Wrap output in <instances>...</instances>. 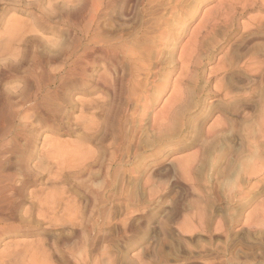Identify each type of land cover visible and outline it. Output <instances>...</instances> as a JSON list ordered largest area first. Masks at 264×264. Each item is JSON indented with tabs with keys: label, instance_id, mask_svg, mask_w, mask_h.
I'll return each mask as SVG.
<instances>
[{
	"label": "rangeland",
	"instance_id": "rangeland-1",
	"mask_svg": "<svg viewBox=\"0 0 264 264\" xmlns=\"http://www.w3.org/2000/svg\"><path fill=\"white\" fill-rule=\"evenodd\" d=\"M84 1L0 0V113L3 109L2 115L9 114L7 117L0 114V126H5L0 127V151L3 153L0 152V166L4 167H0V173L10 174L9 182L2 184L5 191L0 193V197L4 195L0 201L5 208L0 217L7 216L0 218L3 220L0 227H8L7 232L0 234V264H264V0H173V8L171 0ZM101 1L104 2L100 4ZM96 2L98 4H94ZM137 2L139 5L135 4ZM164 2H168L167 5ZM96 5H100L99 9ZM167 8L170 10H165ZM175 8L179 13H169L177 12ZM135 9L138 10L133 11ZM92 12L96 13L95 17ZM90 17L100 20L94 19V22L106 35L103 43L91 40V32L86 37ZM168 17L171 21L166 20ZM152 34L153 43L148 40V37L153 38ZM144 39L152 51L151 57H146L151 61L146 77L149 85L159 82L163 76H168L169 82L152 107L144 108L150 113L148 117L161 113L163 105L180 96L186 80H179V85L177 79L180 71L185 72L186 68L188 77L197 76L192 77L195 86H204L203 90L199 88L201 92L194 91L186 111V117L191 120L184 131L179 130L182 133L176 135L181 133L179 136H182L191 129L189 125L195 126L203 117L204 135L211 125L212 129L223 128L226 140L222 139L221 150L225 151L214 150V155L213 152L208 154L210 161L203 165V170H188L191 173H187V168H183L187 173L183 174L180 163L194 160L193 164H202L198 157L206 154L200 148L204 135L185 148L182 145L188 140L171 138L162 143L155 154L147 151L150 147L137 152L136 142L128 143L127 151L124 150V185L100 191L104 194L99 193L101 198L94 203L89 199L94 192L84 187L81 178L76 179L73 174L72 159L67 161L66 171L63 170V150H76L78 118L90 117L93 110L99 109L101 98L105 100L110 96L102 87L90 93L86 90L95 87L103 70L106 71L101 75L114 76L116 58L122 61L124 69L125 43L139 44ZM96 46L106 53L103 49L94 53ZM112 50L118 54L116 58L112 57L115 55ZM180 57L182 60L178 59ZM162 58L163 61L159 60ZM175 64L176 69L167 74L169 69L165 66ZM81 73L86 74L84 85L80 84ZM174 84L178 85L176 89ZM85 99L91 102L86 103ZM81 100L88 107L83 111L86 116L80 114ZM9 101L11 107L7 104ZM43 101H47L46 104ZM20 123L26 124L25 127ZM144 123L146 126L147 122ZM193 133L190 132L191 136ZM27 136L29 139H25ZM207 137L211 139L210 134ZM63 142H67L66 148ZM86 145L92 148L90 150L96 148ZM7 150L8 153L4 152ZM221 153H224L221 163L228 162L225 165L229 168L221 164L220 171L212 170V158ZM195 154L198 155L193 159ZM100 201L106 203L103 205Z\"/></svg>",
	"mask_w": 264,
	"mask_h": 264
},
{
	"label": "bare ground",
	"instance_id": "bare-ground-1",
	"mask_svg": "<svg viewBox=\"0 0 264 264\" xmlns=\"http://www.w3.org/2000/svg\"><path fill=\"white\" fill-rule=\"evenodd\" d=\"M80 1V0H79ZM84 1V0H83ZM98 1V0H97ZM112 1V0H111ZM159 1V0H158ZM157 0L155 1V2H158ZM164 1H166V0H164ZM173 0H171L170 1V5H171V7H172V4H171V2H172ZM85 2V1H84ZM94 2H95V0H94ZM102 2H104V1H101L100 2V4L102 3ZM112 2H114V0L112 1ZM139 2V1H138ZM138 2L137 3H135V4H138ZM142 2L143 1H140L139 3H141L142 4ZM163 1H161V3H162ZM93 3V2H92ZM147 3V2H146ZM153 3V2H152ZM164 3H166V2H164ZM168 3V2H167ZM167 3H166V5H167ZM86 4V3H85ZM94 4H98V2H96V3H94ZM145 4V3H144ZM143 4V5H144ZM150 4V3H149ZM148 4V5H149ZM154 4V3H153ZM158 4V3H157ZM107 5V4H106ZM139 5V4H138ZM142 5V6H143ZM160 5V4H159ZM158 5V6H159ZM92 6V5H91ZM95 6V5H94ZM93 6V7H94ZM97 6V5H96ZM99 7H100V5H98ZM98 6H97V8H98ZM103 6V5H102ZM135 6V5H134ZM155 6V5H154ZM105 7H107V6H105ZM131 7V6H130ZM136 7V6H135ZM134 7V8H135ZM166 7V6H165ZM168 7V6H167ZM170 7V8H171ZM177 7V6H176ZM90 8V7H89ZM97 8H95V9H97ZM132 8V7H131ZM143 8V7H142ZM147 8V7H146ZM158 8V7H157ZM164 8V7H163ZM173 8V7H172ZM171 8V9H172ZM99 9V8H98ZM104 9V8H103ZM130 9V8H129ZM177 9H179V8H177ZM88 10H90V9H88ZM92 10L94 11V9L92 8ZM101 10V9H100ZM99 10V11H100ZM125 10H127V9H125ZM138 10V9H137ZM136 9L135 10H133V11H137ZM165 10H170V9H165ZM182 10V9H181ZM86 11V10H85ZM98 11V10H97ZM104 11V10H103ZM102 11V12H103ZM124 11V10H123ZM129 12L130 11H132V10H128ZM141 11V10H140ZM146 11H147V9H146ZM145 11V12H146ZM173 11V10H172ZM175 11H177L176 10V8H175ZM95 12H96V10H95ZM95 12H92V13H94V14H92L93 16L96 14ZM122 12V11H121ZM165 12V11H164ZM187 12V11H186ZM100 13H101V11H100ZM99 12H98V14H100ZM106 13V12H105ZM123 13V12H122ZM122 13H121V15H122ZM126 12L124 11V13L123 14H125ZM136 13V12H135ZM138 13V12H137ZM143 13V12H142ZM158 13V12H157ZM169 13H173V15L174 14H177V13H179V11H177V12H169ZM168 13V14H169ZM182 13V12H181ZM103 14V13H102ZM107 14H109V13H107ZM131 14H133V13H131ZM148 14V13H147ZM154 14H156V13H154ZM154 14H152V16L154 15ZM161 14V13H160ZM163 14H165V13H163ZM126 15V14H125ZM130 15V14H129ZM157 15V14H156ZM172 15V14H171ZM182 15V14H181ZM42 16V15H41ZM91 16V15H90ZM92 16V17H93ZM101 16V15H100ZM114 16V15H113ZM123 16V15H122ZM128 16V15H127ZM131 16V15H130ZM129 16V17H130ZM133 16V15H132ZM162 18H164L162 15H160ZM160 16H157V17H160ZM191 16V15H190ZM95 17V16H94ZM117 17V16H116ZM124 17V16H123ZM128 17V18H129ZM155 17V16H154ZM174 17H176V16H174ZM173 17V18H174ZM179 17V16H178ZM97 18V17H96ZM96 18H92L91 19V17H90V20H91V24H90V26H89V29L87 30V34L85 33V35H86V37H88V35H90V32H91V40H93L95 43H103L104 41H106L105 39V33H104V31H102L103 29L101 28V29H99V25H98V23H95L94 21L96 20ZM100 18V17H99ZM103 18V17H102ZM127 18V17H126ZM136 18V17H135ZM138 18H141V16L140 17H138ZM170 17H168V18H166V20L167 19H169ZM79 19V18H78ZM95 19V20H94ZM161 19V18H160ZM165 19V18H164ZM176 19V18H175ZM178 19V18H177ZM180 19V18H179ZM70 20V19H69ZM80 20V19H79ZM99 20V19H98ZM98 20H96V21H98ZM142 20H143V18H142ZM151 20H152V18H151ZM155 20H156V18H155ZM166 20H164V21H166ZM170 21H171V19H169ZM168 20V21H169ZM100 21V20H99ZM98 21V22H99ZM103 21V20H102ZM141 21V20H140ZM144 21V20H143ZM150 21V20H149ZM184 21V20H183ZM84 22V21H83ZM88 22H89V18H88ZM126 22V21H125ZM124 22V23H125ZM135 22V21H134ZM137 22H139V21H137ZM152 22V21H151ZM82 23V22H81ZM128 23V22H127ZM130 23H132L131 21H130ZM136 23V22H135ZM164 23V22H163ZM163 23H159L160 24V26H161V24H163ZM168 23V22H167ZM86 24V23H85ZM89 24V23H88ZM100 24V23H99ZM140 24V23H139ZM150 24V23H149ZM101 25V24H100ZM128 25V24H127ZM142 25H143V22H142ZM166 25V24H165ZM82 26V25H81ZM132 26V25H131ZM168 26V25H167ZM77 27V26H76ZM170 27V26H169ZM145 28V27H144ZM136 29H137V27H136ZM135 29V30H136ZM140 29V28H139ZM181 29H182V27H181ZM80 30V29H79ZM85 30V29H84ZM186 30V29H185ZM86 31V30H85ZM170 31H172V30H170ZM82 32V31H81ZM80 32V33H81ZM78 33H79V31H78ZM136 34H139V33H136ZM171 34V36H173L174 38H176L177 37V35L176 34H173V33H170ZM130 36V35H129ZM134 36V35H133ZM141 36V35H140ZM139 36V37H140ZM152 36H153V34H152ZM159 36H161V34H159ZM170 36V37H171ZM77 37V36H76ZM112 37V36H111ZM145 37H147V36H145ZM156 37V36H155ZM169 37V36H168ZM169 37V38H170ZM79 38V37H78ZM84 38V37H83ZM125 38V37H124ZM135 38V37H134ZM160 38V37H159ZM75 39H77V38H75ZM87 39V38H86ZM109 39V38H108ZM112 39V38H111ZM126 39V38H125ZM132 39V38H131ZM137 39V38H136ZM146 39V38H145ZM144 39V40H145ZM154 39V36H153V38L151 37V39H150V37H148V40H150V41H152ZM170 40H171V38H170ZM73 41V40H72ZM79 41H81L80 39H79ZM92 41V42H93ZM109 40H107V42H108ZM126 41V40H125ZM145 41H146V43H145ZM145 41H141V43H139V44H137V43H134V44H124V54H123V56L124 57H122V58H124V69L122 68V65H123V63H122V61H119V60H117V58H116V56H118V54L116 53V52H113V50L111 51V52H113V53H115V55H112V57H114V58H116L115 59V63H114V70H115V74H114V76H109L108 75V77H107V75L106 74H104V75H101V74H103V73H105V71L103 72L102 71V73L100 72L99 73V75H98V78L96 79V84H95V87L94 88H91V89H89V90H86V93H90V92H92V91H94V90H96L98 87H102V88H104V89H106L107 91H109V93H110V96L106 99L105 98V100L104 99H102L101 98V100H102V103L101 104H99L100 106H99V109L98 110H93V111H95V112H93L92 111V109H91V111L93 112V113H91V116L89 117V115H88V118H85L84 116H86L85 114H84V110H85V108H87L88 109V107L86 106V104H84L83 103V101H84V99H83V101L82 102H80L81 103V105H80V114H84V119L80 116L78 119L76 118V120H78V129L79 130H77L78 131V133H77V135H78V139H77V141H76V143L75 142H73V143H75L76 144V147L75 146H73V147H75L76 148V150L74 151L73 150V148H72V145H73V143H71L72 145H70L69 143V145L71 146L70 148H72V150L74 151H72V152H69V151H67L66 149H64L63 150V153H64V155L62 154V156H64L62 159V161H63V170H65V168H66V166L68 165V160L70 161L71 159L74 161V165H73V174L75 175V177H76V179L79 177V179L81 180V183L83 184V186L85 187H87V189L89 188L90 189V191L92 190L93 192H94V194H93V198H89V199H93V202L95 203H97V201H98V197H100L101 196V192L100 191H108L109 189H111L113 186H115V185H118V184H120L121 185V183L124 185V182H123V177H122V172L124 173V161H125V156H124V150H126V146L128 145V143H133L134 141L136 142V146H137V149H136V151L138 152L139 151V149H144L145 147H150L147 151H154V153H151V154H155V153H157V150H160V145L162 144V143H164L165 141H170L169 139H173V138H175V137H177L176 139H181V140H188L184 145H182V148H185V147H187V146H190V145H194V143L196 142V141H199L198 139H200V137H198V136H202V135H204V132L202 131V129L204 128L203 127V120H205L203 117L202 118H200L199 120H198V122L196 123L195 122V126L192 124V125H189V127L191 128H189L190 130H188V131H186V133L184 134L183 133V135L182 136H179L182 132L181 131H179V130H182V131H184V128L185 127H187L186 125L189 123V120H191L189 117H186V111L188 110V107L190 106V104H191V99H192V97H193V95H194V91H197V90H200L203 86H201V88L200 87H196L195 85V83L193 82L194 81V79L192 80V77H194V76H196V75H193V76H190V77H188L189 75H187L186 74V68H185V72H182V71H180V78H179V75H178V82L175 80L174 82H177V84H179L180 85V81L179 80H181V81H183V80H186L185 82H183V90H181L182 91V93L180 94V96H178V98L177 97H174L173 99H172V101L170 102V103H168L166 106L165 105H163V108H162V110H160V111H162L161 113L160 112H156V113H159V114H156V113H154V114H156V115H152V117H148L149 116V114H148V112H147V110H145L144 108L146 107V106H148V107H152L151 105L153 104V101L161 94V92L164 90V89H166L169 85H168V76H163V78H161V80L158 82V81H156V83L154 84V85H149V83H148V78H146L147 77V75H148V72H150V66H151V61H149V60H147V58L146 57H148V56H150L151 57V55H149L150 54V44H149V42H147V40H145ZM93 42V43H94ZM155 42V41H154ZM172 42H173V40H172ZM171 42V43H172ZM84 43V42H83ZM91 43V42H90ZM110 43V42H109ZM151 43V42H150ZM152 43H153V41H152ZM169 43V42H168ZM80 44V43H79ZM149 44V45H148ZM167 44V43H166ZM110 45H112V43L110 44ZM174 45V44H173ZM77 46V45H76ZM108 46V45H107ZM123 46V45H122ZM80 47H83V46H80ZM79 47V48H80ZM91 47H93V46H91ZM109 47V46H108ZM118 47V46H117ZM120 47H121V45H120ZM119 47V48H120ZM78 48V49H79ZM112 48V47H111ZM72 49V48H71ZM85 49V48H84ZM103 49V48H102ZM102 49H100V47H98V46H96V47H94V49H93V52L94 53H100L101 52V50ZM107 49V48H106ZM121 49H122V47H121ZM152 49V48H151ZM79 50H81V49H79ZM87 50V49H86ZM104 50V49H103ZM102 50V51H103ZM91 51V50H90ZM90 51H88V52H90ZM107 51V50H106ZM114 51H117V50H114ZM173 51V50H172ZM75 52H77V51H73V53H75ZM104 52H105V50H104ZM103 52V53H104ZM152 52V51H151ZM77 53H79V52H77ZM91 53V52H90ZM106 53V52H105ZM107 53H108V51H107ZM110 53V52H109ZM120 53H123V52H120ZM156 53V52H155ZM69 54V53H68ZM76 54V53H75ZM83 54H86L85 52L83 53ZM117 54V55H116ZM181 54V53H180ZM184 54H185V51H184ZM184 54H182V55H184ZM87 55V54H86ZM122 55V54H121ZM34 56V55H33ZM71 56V55H70ZM75 56V55H74ZM90 56H92V55H90ZM96 56V55H95ZM94 56V57H95ZM105 56H107V54H105ZM181 56V55H180ZM186 56H187V54H186ZM185 56V57H186ZM46 57V56H45ZM55 57V56H54ZM73 57V56H72ZM76 57V56H75ZM87 57V56H86ZM93 57V58H94ZM182 57V56H181ZM178 58V59H181L182 60V58ZM190 57V56H189ZM66 58H67V55H66ZM80 59L79 60H81V57H79ZM83 58V57H82ZM92 58V57H91ZM90 58V59H91ZM110 58V57H109ZM120 58V57H119ZM167 58H168V56H167ZM183 58H184V56H183ZM113 59V58H112ZM148 59H150V58H148ZM169 59H170V56H169ZM185 59V58H184ZM183 59V60H184ZM187 59H189V58H187ZM73 60V59H72ZM88 60V59H87ZM86 60V61H87ZM94 60V59H93ZM150 60H152V59H150ZM159 60H162L163 61V58L162 59H159ZM166 60V59H165ZM164 60V61H165ZM96 61V60H95ZM99 61V60H98ZM112 61V60H111ZM167 61V60H166ZM166 61H165V63H166ZM173 61H175V60H173ZM177 61V60H176ZM186 61H188V60H186ZM190 61V60H189ZM42 62V61H41ZM97 62V61H96ZM113 62H114V60H113ZM154 62V61H153ZM171 62V61H170ZM179 62H181L180 60H179ZM68 63V62H67ZM88 62H86V65H89V64H87ZM121 63H122V65H121ZM169 63V62H168ZM183 63V62H182ZM81 64V63H80ZM93 64V63H92ZM172 64V63H171ZM177 64V63H176ZM172 65L171 67H169V66H165L166 68L168 67V72H167V74H169V73H172L175 69H176V66L177 65ZM184 64H185V62H184ZM184 64L183 65H181V63H180V65L183 67L184 66ZM191 64V63H190ZM65 65H66V63H65ZM70 65V64H69ZM169 65V64H168ZM185 65H187V64H185ZM189 65V64H188ZM67 66V65H66ZM72 66H73V64H72ZM71 66V67H72ZM92 66V65H91ZM39 67V66H38ZM47 67V66H46ZM68 67V66H67ZM84 67V66H83ZM120 67L123 69H121L120 70ZM153 67H155V65L153 66ZM153 67H151V68H153ZM187 67V66H186ZM69 68H70V66H69ZM76 68V67H75ZM116 68H119V69H116ZM189 68V66L187 67V69ZM87 69V68H86ZM105 69V68H104ZM160 69V68H159ZM183 69V68H182ZM190 69V68H189ZM36 70V69H35ZM85 70V69H84ZM108 70V69H107ZM63 71H64V69H63ZM91 71V70H90ZM67 72H68V70H67ZM85 73H86V71H84ZM114 72V71H113ZM187 72H189V71H187ZM40 73V72H39ZM72 73V72H71ZM88 73V72H87ZM73 74V73H72ZM75 74L76 73H74V76H75ZM107 74H108V72H107ZM167 74H165V75H167ZM45 75V74H44ZM65 75V74H64ZM77 75V74H76ZM82 75V76H81ZM81 75H80V77L82 78V80H80L81 82H80V84L81 85H84V83L86 82L85 81V78H84V76L86 75V74H82L81 73ZM106 75V76H105ZM112 75V74H111ZM164 75V74H163ZM33 77V76H32ZM60 77V76H59ZM78 77V76H77ZM88 77V76H87ZM150 77V76H149ZM197 77V76H196ZM66 78V77H65ZM70 78V77H69ZM69 78H67V80H69ZM79 78V77H78ZM89 78V77H88ZM87 78V79H88ZM190 78V79H189ZM45 79V78H44ZM43 79V80H44ZM62 79H64V78H62ZM75 79H76V77H75ZM93 78H91V80H92ZM151 79V78H150ZM61 80V79H60ZM59 80V81H60ZM90 80V81H91ZM197 80V79H196ZM209 80V79H208ZM65 81V80H64ZM154 81V80H153ZM78 82V81H77ZM68 83V82H67ZM71 83V82H70ZM87 83V82H86ZM200 83H201V81H200ZM175 85L174 84V87L175 86H177L178 87V85ZM206 84V83H205ZM68 85H69V83H68ZM88 85V84H87ZM93 86H94V83L92 84ZM91 85V86H92ZM201 85V84H200ZM67 86V85H66ZM80 86V85H79ZM62 87H65V86H62ZM61 87V88H62ZM47 88H48V86H47ZM200 88V89H199ZM34 89H35V87H34ZM33 89V90H34ZM39 90H40V87L38 88ZM58 89H60V88H58ZM175 89H176V87H175ZM175 89L173 88L172 90H173V93H175ZM36 90H37V88H36ZM63 90V89H62ZM66 90V89H65ZM147 90H149V91H151V93H147ZM179 90H180V88H179ZM201 90H203V89H201ZM201 90H200V92H201ZM48 91V90H47ZM102 91H103V89H102ZM46 92V91H45ZM51 92V91H50ZM52 92H54V91H52ZM51 92V93H52ZM59 93H60V90L58 91ZM57 92V93H58ZM62 92V91H61ZM35 93V92H34ZM43 93V92H42ZM41 93V95H43ZM104 93V92H103ZM38 94H39V92H38ZM47 94V93H46ZM46 94H45V96H46ZM62 94V93H61ZM171 94H172V91H171ZM179 93H177V95H178ZM34 95V94H33ZM40 95V96H41ZM26 96V95H25ZM32 96V95H31ZM35 96L36 95H34V98H35ZM39 96V95H38ZM57 96V95H56ZM61 96V95H60ZM106 96H107V94H106ZM105 96V97H106ZM170 96V95H169ZM42 97H44V96H42ZM58 97V96H57ZM57 97H55L56 98V100H57ZM198 97V96H197ZM26 98V97H25ZM24 98V99H25ZM29 98V97H28ZM27 98V99H28ZM36 98H38V97H36ZM62 98H63V96H62ZM66 97H65V95H64V99H65ZM69 98V97H68ZM98 98H100V97H98ZM168 98V97H167ZM166 98V99H167ZM172 97H170L169 99H171ZM21 99H23V96H22V98ZM45 99V98H44ZM47 99V98H46ZM51 99V97L48 99V101ZM59 99L61 100V98L59 97ZM87 99V98H86ZM85 99V100H86ZM94 99V98H93ZM168 99V100H169ZM20 99H18V101H19ZM35 100V99H34ZM41 100V99H40ZM98 100V99H97ZM196 100V99H195ZM22 101V100H21ZM33 101V100H32ZM59 101V100H58ZM65 102H66V99L64 100ZM64 101H61V102H64ZM79 101V100H78ZM87 101V102H86ZM85 102L86 103H90L91 102V99H90V102H88V100H86ZM7 102H8V100H7ZM12 102V101H11ZM16 102V101H15ZM29 103L31 102V101H28ZM35 102V101H34ZM37 103H38V101H36ZM44 102V104H46L45 102H47V101H43ZM54 102V101H53ZM52 102V103H53ZM196 102H198V101H196ZM22 103H25V100H24V102H22ZM20 104V105H23V104ZM33 103V102H32ZM40 103V102H39ZM38 103V104H39ZM50 103V102H49ZM59 103V102H58ZM57 103V104H58ZM92 103H94V100H92ZM95 103H96V101H95ZM94 103V104H95ZM7 104H9V106L11 107V105H10V101H9V103H7ZM6 104V105H7ZM17 104H18V102H17ZM35 104V103H34ZM38 104H36V106L38 105ZM48 104V103H47ZM56 104V103H55ZM54 104V107L56 106ZM5 105V106H6ZM13 105H16V103H14L13 102ZM12 105V106H13ZM19 105V106H20ZM41 105V104H40ZM40 105H38V107H41ZM49 105V104H48ZM51 105V104H50ZM59 105V104H58ZM60 105H62V104H60ZM64 105V104H63ZM74 105V104H73ZM75 105H76V101H75ZM87 105H89V104H87ZM95 105H97V104H95ZM194 105V104H193ZM29 106V105H28ZM31 106V105H30ZM77 106H79V105H77ZM86 106V107H85ZM228 106V105H227ZM21 107V106H20ZM32 107V106H31ZM34 107V106H33ZM48 107V106H47ZM52 107V106H51ZM57 107V106H56ZM55 107V108H56ZM96 107V106H95ZM94 107V108H95ZM141 107V109H139L138 110V108H140ZM13 108H15V107H13ZM13 108H11V109H13ZM45 108V107H44ZM62 108V107H61ZM93 108V107H92ZM231 108V107H230ZM1 109V108H0ZM5 109V108H4ZM8 109H9V107H8ZM35 109V108H34ZM38 109V108H37ZM40 109V108H39ZM46 109V108H45ZM52 110V108H49V110ZM66 109V108H65ZM89 109H90V107H89ZM6 110V109H5ZM47 110V109H46ZM45 110V111H46ZM50 110V111H51ZM55 110H58V109H55ZM55 110H53V111H55ZM62 110H63V108H62ZM199 110V109H198ZM2 112H3V109L1 110ZM11 111V110H10ZM38 111V110H37ZM42 111H44L43 110V108H42ZM59 111H61V110H59ZM59 111H56L57 113L59 112ZM64 111V110H63ZM90 111V110H89ZM90 111V112H91ZM200 111V110H199ZM1 112V113H2ZM13 112H14V110H13ZM19 112V111H18ZM22 112V111H21ZM49 112V111H48ZM55 112V113H56ZM83 112V113H82ZM0 113V114H1ZM53 113V112H52ZM54 113V114H55ZM62 113V112H61ZM196 113V112H195ZM199 113V115L201 114V112H198ZM4 114V113H3ZM8 114V113H7ZM6 114V115H7ZM16 114V113H15ZM63 114V113H62ZM6 115H2L1 114V116H5V117H7ZM9 115V114H8ZM12 115H13V113H12ZM20 115H21V113H20ZM38 115H42V114H38ZM49 115V114H48ZM69 115V114H68ZM0 116V117H1ZM57 116V115H56ZM4 117V118H5ZM16 117V116H15ZM67 117V116H66ZM3 118V119H4ZM9 118V117H8ZM17 118V117H16ZM20 118V117H19ZM41 118V117H40ZM39 118V119H40ZM60 118H62V117H60ZM99 118V119H98ZM1 119V118H0ZM10 119V118H9ZM42 119V118H41ZM53 119V118H52ZM13 120V119H12ZM15 120V119H14ZM4 121V120H3ZM9 121V120H8ZM41 121V120H40ZM46 121V120H45ZM50 121V120H49ZM62 121V120H61ZM149 122L148 124L146 123V126H145V123L144 122ZM7 122V121H6ZM12 122V121H11ZM10 122V123H11ZM14 122V121H13ZM12 122V123H13ZM21 122V121H20ZM42 122V121H41ZM26 123V122H25ZM49 123V122H48ZM9 124V123H8ZM27 124V123H26ZM26 124H24V125H26ZM31 124V123H30ZM47 124V123H46ZM67 124V123H66ZM65 124V125H66ZM75 124H76V122H75ZM10 125V124H9ZM20 125H22L23 127H25L23 124H21L20 123ZM77 125H75V126H77ZM4 126V125H3ZM3 126H0V127H3ZM14 126H15V124H14ZM30 126V128H31V125H29ZM67 126V125H66ZM212 126V125H211ZM208 127V129H212V127ZM5 127V126H4ZM13 127V126H12ZM16 128H17V125L15 126ZM14 127V128H15ZM68 127H69V125H68ZM203 127V128H202ZM11 128V127H10ZM30 128H28V129H30ZM231 128V127H230ZM1 129V128H0ZM19 129V128H18ZM24 129V128H23ZM66 129H67V127H66ZM65 129V130H66ZM77 129V128H76ZM75 129V130H76ZM207 129V133L204 135V138H202L203 140H202V144L199 146L200 148H201V152L203 151V152H205L206 154H201L199 157H198V159L201 161V165H197V164H193L194 162V160L193 161H191L190 159H194V157L196 156V155H198V154H195L192 158H188L191 162H192V164H191V162H186V161H184V163H180V165L181 164H183V166L181 165V169L182 170H180V172L182 171H185L184 169H186L187 168V173L189 172V171H191V172H193V171H198V170H203V165L204 164H206V162L209 160V158H210V156L208 155L209 153H211V152H213L214 150L216 151H218L219 150V152L220 151H225V150H221L222 148H221V143H223L222 142V139H224V135L222 134V130H223V128L221 129V128H219V127H216V128H214L213 127V129H212V131L210 132V130H208ZM231 129H233V128H231ZM230 129V130H231ZM13 130V129H12ZM14 130H16V129H14ZM68 130H69V128H68ZM234 130V129H233ZM4 131H6V130H4ZM3 131V132H4ZM16 131H20V130H16ZM28 131V130H27ZM26 131V132H27ZM194 132V133H196L195 135H194V133H193V135L191 136V134H190V132ZM208 131H209V133H208ZM224 131V130H223ZM30 132V131H29ZM29 132H28V134H29ZM66 132V131H65ZM68 132H70V131H68ZM178 132H181L179 135H176ZM231 132V131H230ZM233 132V131H232ZM12 133V132H11ZM16 133V132H15ZM21 133H22V130H21ZM25 134V133H24ZM27 134V133H26ZM32 134V133H31ZM72 134V133H71ZM210 134V137H211V139H209L208 140V135ZM233 134V133H232ZM15 135H17L18 136V133H16ZM13 137H14V135H13ZM21 137V136H20ZM23 137V136H22ZM21 137V138H22ZM227 137V136H226ZM225 137V138H226ZM26 138H28V136L27 137H25V139ZM23 139V138H22ZM29 139V138H28ZM32 139V138H31ZM17 140V139H16ZM224 140H226V139H224ZM23 141H26V140H22V142ZM17 142V141H16ZM22 142H20V143H22ZM31 142V141H30ZM177 142H178V140H177ZM225 142V141H224ZM4 143H6V142H4ZM11 143H12V141H11ZM26 143H27V141H26ZM32 143V142H31ZM65 142H63V145H64V148H66V144H67V142L64 144ZM88 143V145L89 144H91V145H94L96 148H93L94 150H90V149H92L91 147H89V148H87V144ZM166 143H170V142H166ZM226 143V142H225ZM29 144V143H28ZM74 144V145H75ZM134 144V143H133ZM200 144V143H199ZM18 144H16V146H17ZM22 145V144H21ZM31 145V144H30ZM28 146V147H31V146ZM131 145V144H130ZM174 145V144H173ZM223 145H225L226 146V144H223ZM1 146V145H0ZM8 146V145H7ZM24 146V145H23ZM22 146V147H23ZM26 146V145H25ZM62 146V145H61ZM129 146V145H128ZM132 146H134V145H132ZM2 147V146H1ZM0 147V148H1ZM12 147V146H11ZM21 147V146H20ZM124 147H125V149H124ZM162 147V146H161ZM8 148H10V147H8ZM15 147H13L12 149H14ZM17 148H18V146H17ZM26 148V147H25ZM25 148H23V149H25ZM33 148V147H32ZM199 148V149H200ZM223 148H224V146H223ZM228 148V147H227ZM232 148H234V147H232ZM22 149V148H21ZM30 149V148H29ZM58 149V148H57ZM56 149V150H57ZM62 149L63 148H61V152H62ZM127 149H129V147L127 148ZM146 149V148H145ZM144 149V150H145ZM225 149V148H224ZM236 149V148H235ZM16 150V149H15ZM20 150V149H19ZM226 150H228V149H226ZM13 151V150H12ZM17 151V150H16ZM15 151V152H16ZM25 151V150H24ZM29 151H31V150H29ZM59 151V150H58ZM127 151V150H126ZM136 151H134L135 153H137ZM233 151V156L235 155V150L233 149L232 150ZM1 152V151H0ZM4 152H7L8 153V150L7 151H4ZM20 152H21V150H20ZM26 152V151H25ZM49 152V151H48ZM57 152V151H56ZM197 152H198V150H197ZM196 152V153H197ZM202 152V153H203ZM228 152V151H227ZM227 152H226V154H227ZM2 153V152H1ZM10 153V152H9ZM18 153V152H17ZM22 153V152H21ZM20 153V154H21ZM24 153V152H23ZM69 153L71 154L70 155V157H68V155H69ZM126 153V152H125ZM198 153H200V152H198ZM218 153V152H217ZM229 153V152H228ZM3 154V153H2ZM16 154V153H15ZM57 154V153H56ZM216 154V153H215ZM29 155H30V153H29ZM126 155V154H125ZM137 155V154H136ZM207 155V156H206ZM210 155H212V154H210ZM213 155H214V152H213ZM224 155V153L222 154H219V155H216V156H214L212 159V161H211V168H212V170H219L220 171V169H221V166L222 165H225V164H228V162L226 163V162H224V164H222L221 163V158H222V156ZM25 156V155H24ZM27 156V155H26ZM3 157V156H2ZM197 157V156H196ZM225 157H226V155H225ZM232 157V156H231ZM186 158V157H185ZM186 158V159H187ZM23 159V158H22ZM47 159V158H46ZM184 159V158H183ZM223 159V158H222ZM228 159V158H227ZM231 159V158H230ZM1 160V159H0ZM11 160V159H10ZM9 160V161H10ZM225 160V159H224ZM2 161V160H1ZM20 161V160H19ZM188 161V160H187ZM199 161V162H200ZM210 161V160H209ZM232 161H235V158H234V160L232 159ZM126 162V161H125ZM180 162V161H179ZM230 162H231V160H230ZM229 162V163H230ZM7 163H8V161H7ZM9 163H11V162H9ZM17 163V162H16ZM195 163H197L196 161H195ZM236 163V162H235ZM6 163L4 162V164L3 165H5ZM61 164V163H60ZM208 164V163H207ZM222 164V165H221ZM234 164V163H233ZM2 165V164H1ZM10 165V164H9ZM17 165V164H16ZM178 165V164H177ZM10 166H12V165H10ZM210 166V165H209ZM234 165H232L231 167L232 168H234L233 167ZM0 167H3V166H0ZM69 167V166H68ZM180 167V166H179ZM223 167V166H222ZM227 167H228V165H225L224 166V168H226L227 169ZM4 168V167H3ZM178 168V167H177ZM184 168V169H183ZM206 168V167H205ZM208 168V167H207ZM206 168V169H207ZM223 168V169H224ZM229 168V167H228ZM1 169V168H0ZM10 170H11V167L9 168ZM20 169V168H19ZM178 169H180V168H178ZM231 169V168H230ZM2 170H4V169H2ZM7 170V169H6ZM62 170V169H61ZM68 170V169H67ZM189 170V171H188ZM66 171V170H65ZM65 171L63 172V173H65ZM9 171H7L6 173H8ZM18 172V171H17ZM181 172V173H182ZM191 172H189V173H191ZM222 172V171H221ZM2 173H4V174H2ZM11 173V172H10ZM187 173H185V172H183V174H187ZM9 173H8V175L7 174H5V171L4 172H1L0 173V193L1 192H3V190L5 189V188H3L2 186L4 185V182H6V181H8L9 182ZM15 176V175H14ZM184 176V175H183ZM11 177V176H10ZM74 177V178H75ZM78 179V180H79ZM77 180V181H78ZM7 182V183H8ZM79 182V181H78ZM127 182V181H126ZM3 184V185H2ZM78 184V183H77ZM82 184H80L81 186H82ZM126 184V183H125ZM15 185V184H14ZM122 185V186H123ZM6 186V185H5ZM22 186V185H21ZM8 187V186H7ZM14 187V186H13ZM116 187V186H115ZM119 187V186H118ZM124 187V186H123ZM114 188V187H113ZM10 189H12L11 187H10ZM16 189V188H15ZM5 191V190H4ZM16 191V190H15ZM87 191V190H86ZM17 192V191H16ZM82 192V191H81ZM92 192V193H93ZM85 193V192H84ZM99 193H101L100 194V196H99ZM15 194V193H14ZM17 194V193H16ZM104 194V193H103ZM102 194V195H103ZM106 194V193H105ZM2 195V194H1ZM6 195H9V194H6ZM5 195V196H6ZM89 196L91 195V194H88ZM107 195V194H106ZM4 196V195H3ZM3 196H1L0 198L2 199L3 198ZM13 196V195H12ZM88 196V197H89ZM101 198V197H100ZM108 198V197H107ZM6 200V199H5ZM4 200V201H5ZM10 200V199H9ZM86 200V199H85ZM99 200H101V199H99ZM105 200V199H104ZM2 201V200H1ZM1 201H0V212H2L5 208H3L2 207V203H1ZM8 201V200H7ZM83 201H84V199H83ZM92 201V200H91ZM107 201H109V200H107ZM90 202V201H89ZM88 202V203H89ZM93 202H92V205H94L93 204ZM99 202V201H98ZM5 203V202H4ZM3 203V204H4ZM7 203V202H6ZM9 203V202H8ZM7 203V204H8ZM103 204V203H106V202H101L100 201V204ZM112 203V202H111ZM90 204V203H89ZM88 204V205H89ZM5 205V204H4ZM3 205V206H4ZM104 205V204H103ZM8 206V205H7ZM102 206V205H101ZM15 207V206H14ZM110 207V206H109ZM13 208V207H12ZM27 208V207H26ZM92 208V207H91ZM11 209V208H10ZM12 210V209H11ZM10 210V211H11ZM90 210V209H89ZM88 210V211H89ZM83 211V210H82ZM102 211V210H101ZM105 211H106V209H105ZM104 211V212H105ZM5 212V211H4ZM6 212H8V211H6ZM83 213V212H82ZM102 213V212H101ZM9 214V213H8ZM12 214V213H11ZM1 215V214H0ZM83 215V214H82ZM2 216H4V215H2ZM1 216V217H2ZM11 216V215H10ZM85 216H86V214H85ZM0 217V218H1ZM4 217H7V216H4ZM103 218V217H102ZM11 220V219H10ZM9 220V221H10ZM3 221V220H2ZM2 221H0V223L2 222ZM5 221H6V219H5ZM8 221V220H7ZM74 222V221H73ZM3 223V222H2ZM6 224V223H5ZM73 224V223H72ZM6 225H8V224H6ZM18 225V224H17ZM3 226V225H2ZM5 226V225H4ZM12 226V225H11ZM106 226V225H105ZM10 227V226H9ZM8 227H0V234H4L5 232H7L6 230H8L7 229ZM13 228V227H12ZM14 228H15V226H14ZM18 228V227H17ZM91 228V227H90ZM9 230H12V229H9ZM99 232V231H98ZM97 232V233H98ZM90 234H91V232H90ZM76 235V234H75ZM85 235V234H84ZM61 241H63V243L66 241H64V240H61ZM70 241V240H69ZM85 242V241H84ZM75 243V242H74ZM86 243V242H85ZM61 244V243H60ZM73 244V243H72ZM60 246V245H59ZM66 249V248H65ZM94 251V250H93ZM73 256V255H72ZM71 257V256H70ZM66 258V257H65ZM72 258H74V257H72ZM69 260V259H68ZM67 261V260H66ZM70 264H71V262H70Z\"/></svg>",
	"mask_w": 264,
	"mask_h": 264
}]
</instances>
